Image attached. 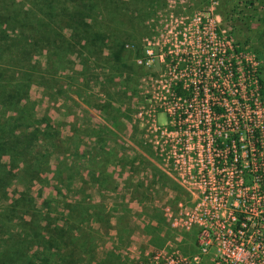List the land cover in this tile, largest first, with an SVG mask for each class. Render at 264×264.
Instances as JSON below:
<instances>
[{"label":"rangeland","instance_id":"1","mask_svg":"<svg viewBox=\"0 0 264 264\" xmlns=\"http://www.w3.org/2000/svg\"><path fill=\"white\" fill-rule=\"evenodd\" d=\"M133 1L119 0V11L109 2L93 21L94 27L130 36L119 61L107 49L92 55L76 46L69 56L71 71L57 75L61 92L45 85L29 88L40 126L60 131L53 144L43 139L34 144V151L41 148L45 155L48 177L45 186H29L30 193L37 202L46 198L61 206L84 200L94 212L103 204L109 214L108 223L91 221V230L86 225L81 230V240L86 232L94 236L88 264H133L167 242L184 253L195 251V229H184L178 217L172 226L165 210L194 198L179 183L173 164L176 140L186 145V169L196 172L208 163L207 137L224 145L237 136L240 170L227 169L237 176L227 204L253 209L260 190L253 179L264 177L258 165L264 150L251 145L249 129L260 128L264 119V0ZM86 58L92 62L83 64ZM178 80L191 84L192 91L174 105L170 87ZM215 106L223 108L225 124L219 115L212 117ZM202 125L213 126V132ZM98 185L113 193L95 195Z\"/></svg>","mask_w":264,"mask_h":264},{"label":"trees","instance_id":"2","mask_svg":"<svg viewBox=\"0 0 264 264\" xmlns=\"http://www.w3.org/2000/svg\"><path fill=\"white\" fill-rule=\"evenodd\" d=\"M109 2L119 11V0H0V264H88L94 236L86 232L81 240V230L85 225L91 230V221H110L103 204L94 212L84 200L83 204L68 201L64 206L46 198L37 202L28 188L34 182L45 186L48 177L42 161L45 155L41 148L38 155L34 144L42 139L45 145L53 144L60 135L59 130L50 129L51 124L40 126L29 88L37 84L61 92L57 75L61 70L71 71L69 56L76 46L79 53L92 55L107 49L119 61L130 36L93 25ZM222 2L229 0H218ZM90 62L86 58L83 64ZM79 75L86 77L84 68ZM173 91L177 96L189 93L181 82ZM238 100L243 107L242 98ZM214 109L223 113L222 107ZM251 130L253 143L259 146L264 135L257 132L264 131V120L262 128ZM16 182L23 188H13Z\"/></svg>","mask_w":264,"mask_h":264},{"label":"built area","instance_id":"3","mask_svg":"<svg viewBox=\"0 0 264 264\" xmlns=\"http://www.w3.org/2000/svg\"><path fill=\"white\" fill-rule=\"evenodd\" d=\"M130 46L132 47L133 44ZM212 81L214 84V80ZM177 82L182 83V88L192 91L191 84L187 86L183 80L176 81L170 87L169 94L174 98V105L184 100L187 95L186 93L184 96H177L174 93L173 88ZM199 85L202 89L204 84ZM214 108L210 111L212 117L217 119L219 115L222 124H225V113L217 114ZM262 121L260 128H262ZM201 127L206 133L213 132L214 129L210 125ZM261 131L264 135V131ZM235 139L236 136L222 145L213 135L207 137L209 144L207 142L206 145H210L207 148L208 150L211 148L207 157L208 163L202 170L196 172L186 169V163H188L185 156L186 145L176 140L173 146L179 147L178 150H172L173 164L179 171V183L185 186L187 194L194 198L189 204L178 202L173 210L176 214L168 205L165 210L169 211L172 226L175 227L176 217H178L184 229H195L193 237L195 251L184 253L174 244L167 242L162 246L153 247L133 264H204L205 257L209 254V264H264V177L260 174V178L257 176L252 178L260 187L257 204L255 207L252 206L253 209L251 206L227 204L228 198L235 194L237 187V176L228 174L227 169L232 165L235 171L240 170L236 164L234 146H237L238 140L234 141ZM251 145L257 151L264 150L263 142L257 146L252 141ZM258 165H260L259 171L264 174V160H261Z\"/></svg>","mask_w":264,"mask_h":264},{"label":"crops","instance_id":"4","mask_svg":"<svg viewBox=\"0 0 264 264\" xmlns=\"http://www.w3.org/2000/svg\"><path fill=\"white\" fill-rule=\"evenodd\" d=\"M118 183V182H117ZM97 188L95 189V191L97 192L95 195H104V194H106V192H108V191H110V193L109 194H112L113 193V189H109V190H106V188H104V185L102 186V185H98V186H96ZM121 187V185L120 184H117V188L114 190V191H118V193H119V190L121 189L120 188ZM90 191V190H89ZM88 193H90V192H88ZM92 195V194H91Z\"/></svg>","mask_w":264,"mask_h":264}]
</instances>
